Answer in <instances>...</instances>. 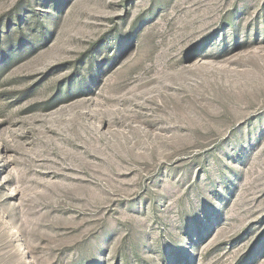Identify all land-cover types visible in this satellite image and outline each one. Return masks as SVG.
I'll use <instances>...</instances> for the list:
<instances>
[{
	"label": "rangeland",
	"instance_id": "1",
	"mask_svg": "<svg viewBox=\"0 0 264 264\" xmlns=\"http://www.w3.org/2000/svg\"><path fill=\"white\" fill-rule=\"evenodd\" d=\"M0 264H264V0H0Z\"/></svg>",
	"mask_w": 264,
	"mask_h": 264
},
{
	"label": "trees",
	"instance_id": "2",
	"mask_svg": "<svg viewBox=\"0 0 264 264\" xmlns=\"http://www.w3.org/2000/svg\"><path fill=\"white\" fill-rule=\"evenodd\" d=\"M39 24H40V26H41V29H40V32H41V34L44 36L45 35V29H44V27L42 26V24H41V21H37ZM22 43H23V41H19L18 42V49H15V45L10 49V50H8V52H10V53H15V52H21L22 50H23V45H22ZM17 44V43H16ZM29 45H31V44H29ZM15 50H17V51H15ZM18 54V53H17Z\"/></svg>",
	"mask_w": 264,
	"mask_h": 264
}]
</instances>
